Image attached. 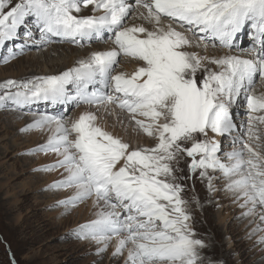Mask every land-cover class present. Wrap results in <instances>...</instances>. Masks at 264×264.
I'll return each mask as SVG.
<instances>
[{
	"label": "snow or ice",
	"instance_id": "snow-or-ice-1",
	"mask_svg": "<svg viewBox=\"0 0 264 264\" xmlns=\"http://www.w3.org/2000/svg\"><path fill=\"white\" fill-rule=\"evenodd\" d=\"M89 7L90 14L80 15ZM133 13L151 28L128 24ZM29 20L39 33L36 46L53 38L112 45L59 74L0 82V108L39 102L88 106L72 118L39 114L20 131L49 133L28 154L58 157L39 169H63L49 188L73 191L58 204L70 210L91 201L97 209L74 235L94 242L98 256L114 243L111 256L123 264H206L207 245L197 238L191 212L199 200L183 196L182 181L192 178L181 174L185 156L188 172L199 170L210 192L217 179L211 170L245 209L242 215L258 213L264 221V91H255L257 79L264 85V0H0V45L15 40ZM245 28L250 45L241 48L236 40ZM25 38L27 43L32 35L25 31ZM217 42L228 50L223 55L188 51H207ZM25 46L9 48L0 62L8 63ZM121 58L137 66L117 71ZM241 101L247 114L242 131L233 116ZM98 113L115 116L125 129L127 114L132 131L152 145L108 131ZM226 139L231 151H223Z\"/></svg>",
	"mask_w": 264,
	"mask_h": 264
},
{
	"label": "rangeland",
	"instance_id": "rangeland-1",
	"mask_svg": "<svg viewBox=\"0 0 264 264\" xmlns=\"http://www.w3.org/2000/svg\"><path fill=\"white\" fill-rule=\"evenodd\" d=\"M129 2L134 3V0ZM86 10L88 14L91 13L90 7ZM134 16L135 13L131 14L126 22L144 24L145 27L151 28L146 22L138 18L134 19ZM33 26L32 21L29 20L28 24L19 30L15 40L0 45V61L8 55L9 48L15 52L19 46L26 45L24 50L8 63L0 62V82L10 79L21 81L33 76L59 74L67 70L53 73L58 69L55 64L60 67L68 62L69 53L61 52L59 49L64 44L72 45L71 53L76 55L82 53L84 55L82 58L87 57L94 50H107L112 46L110 41L86 42L83 46H79L61 42L57 38L45 46H36L34 41L38 40L39 33ZM25 31L32 35V40L27 43ZM236 41L241 48L250 45L247 28ZM217 45L215 48L211 46L209 48L216 52L222 51L220 55L223 51L224 53L228 51L221 48L218 42ZM209 48L205 51L202 47H192L188 51L212 56ZM233 54L242 53L233 49ZM130 64L134 68L137 66L135 62H127L121 58L117 71L126 72V65ZM19 66H22L25 75H18ZM210 67L215 70V66ZM197 75L202 76V72ZM255 91L257 93L264 91V85H261L258 79ZM49 108L55 111H47ZM86 109L87 106L76 107L71 104L51 106L46 102L26 105L19 109L11 104L0 108V264H12L13 261L15 264H123L122 258L111 256L114 243L104 254L98 256L96 254L98 246L94 242L81 240L74 235V230L88 221L81 222L75 217L74 211L79 205L64 210L65 207L58 204V201L70 196L73 190L49 188L50 184L62 178L63 169L47 172L39 170L54 163L58 157L54 153L28 154L30 149L44 144L49 133L39 130L20 131L39 114L63 113L72 118ZM98 116L103 117V114L98 113ZM233 116L235 123L242 120L247 125L246 105L243 101L233 107ZM110 117L107 116L108 128L113 126L112 119H116L115 116ZM100 121L102 119H99L98 123ZM261 132L264 134V129H261ZM139 136L137 142L147 146L152 145L153 141L150 138L142 133H139ZM227 140H223V151H230L231 145L226 143ZM187 163H190V158L185 156L179 165L183 169L181 173L183 176L192 177L182 181L185 186L183 196L189 201L193 197L199 200V207L191 204V212L197 238L207 245L203 250L206 264L209 260L212 264H264V241H262L264 221L259 219V214L242 215L245 209L239 206L234 196L224 190V181L219 179L218 172L209 171L210 175L217 177L213 180L216 190L210 192L208 181L199 176V170L190 174ZM87 202L80 205L86 208ZM87 210L90 212V209ZM93 210L92 208L91 211ZM257 223H260L258 227H256ZM254 229L259 230L254 231Z\"/></svg>",
	"mask_w": 264,
	"mask_h": 264
},
{
	"label": "bare ground",
	"instance_id": "bare-ground-1",
	"mask_svg": "<svg viewBox=\"0 0 264 264\" xmlns=\"http://www.w3.org/2000/svg\"><path fill=\"white\" fill-rule=\"evenodd\" d=\"M88 14V10H86V9H83L82 10V12L80 13V15H87ZM148 25V24H147ZM150 27H151V25H149ZM29 27H31V26H29ZM34 27V26H33ZM239 36H240V34H239ZM238 36V37H239ZM53 39H55V38H53ZM66 43H68V42H66ZM236 43H237V41H236ZM218 46V45H217ZM210 47V46H209ZM208 47V48H209ZM59 49L61 50V52H67V53H69L68 54V56H69V59H68V62L67 63H65L64 65H62V66H58V64H55V66L59 69H55L54 71H53V73H56V72H59V71H62V70H65V69H68V68H71V67H74L75 65H76V61L77 60H79L80 58H82L84 55L82 54V53H79V54H73V53H71V52H73V47H72V45H67V44H64V45H61L60 47H59ZM208 50V49H207ZM209 53H211V55L212 56H217L218 54L220 55L221 53L220 52H222V51H220V52H216L215 50H212L211 48H209ZM236 52H238V50H236ZM207 53V52H206ZM223 53H224V51H223ZM223 53H222V55H223ZM239 53H241L240 51H239ZM207 55V54H206ZM218 55V56H219ZM127 67H126V72H131V71H133L135 68L130 64L129 66L128 65H126ZM124 68V67H123ZM18 69H20V71L18 70V75H21V76H23V75H25V73H23V70H22V66H19L18 67ZM125 69V68H124ZM40 73V72H39ZM52 73V72H51ZM34 75H37V73L35 74L34 73ZM51 106H53V105H51ZM88 107V106H87ZM55 111V110H51L50 108L49 109H47V111ZM80 110H82V109H80ZM93 111H95V109L93 108L92 109ZM110 117V116H109ZM114 117V116H113ZM111 118V117H110ZM122 119H124V121H125V124L127 125V129H125L124 127H122L119 123H117L116 122V119H112V121H111V125H113V126H111V127H109L108 128V126H107V123L109 122V120H108V118H107V116H103V118H102V121H100L99 123H101V124H103V126L104 127H106L107 128V130L108 131H110V132H112V133H114L115 135H118V136H120V137H122L123 139H125L126 141H130V142H132L133 144H135V142H137L138 140V138H140V136H139V134L138 133H135V132H133L132 131V125L130 124V123H128V120H127V114H124V116L122 117ZM238 126H241L238 130H244L245 129V126H247L242 120L239 122V123H236ZM125 131H127V132H125ZM226 143H229V145H231L230 144V140H227L226 141ZM229 149H230V151H231V146H229ZM57 190V189H56ZM61 190V189H60ZM230 195H232V194H230ZM229 195V196H230ZM229 196H227V198H229ZM233 196V195H232ZM61 198H62V196H61ZM225 201H228V199H225ZM86 208H84V206L83 205H79L78 206V208L74 211V215H75V217L77 218V220L78 221H90V220H92V219H94V213L97 211V209H94L93 207H92V205H91V201H88L87 203H86ZM87 208L88 209H90V212H88V210H87ZM92 208L94 209L93 210V212L91 211L92 210ZM64 210H66V208H64ZM60 211V210H59ZM55 219V218H54ZM253 219V218H252ZM251 219V220H252ZM260 225V223H257L256 224V227H258ZM112 247V246H111ZM113 248V247H112Z\"/></svg>",
	"mask_w": 264,
	"mask_h": 264
}]
</instances>
